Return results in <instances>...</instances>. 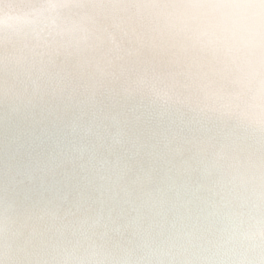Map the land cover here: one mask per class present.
Wrapping results in <instances>:
<instances>
[{
  "label": "snow or ice",
  "instance_id": "obj_1",
  "mask_svg": "<svg viewBox=\"0 0 264 264\" xmlns=\"http://www.w3.org/2000/svg\"><path fill=\"white\" fill-rule=\"evenodd\" d=\"M229 8L0 19V264H264V27Z\"/></svg>",
  "mask_w": 264,
  "mask_h": 264
},
{
  "label": "bare ground",
  "instance_id": "obj_2",
  "mask_svg": "<svg viewBox=\"0 0 264 264\" xmlns=\"http://www.w3.org/2000/svg\"><path fill=\"white\" fill-rule=\"evenodd\" d=\"M38 3V0H0V19L14 18L24 20L29 16L30 9ZM229 15L238 24L250 29L259 30L264 27V0H229ZM28 26H24L22 31H27ZM3 209L0 207V216ZM229 239L236 240L237 237H225V242Z\"/></svg>",
  "mask_w": 264,
  "mask_h": 264
}]
</instances>
